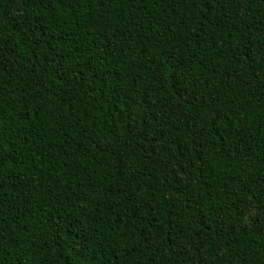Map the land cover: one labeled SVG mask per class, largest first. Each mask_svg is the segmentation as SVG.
Listing matches in <instances>:
<instances>
[{
  "label": "trees",
  "instance_id": "trees-1",
  "mask_svg": "<svg viewBox=\"0 0 264 264\" xmlns=\"http://www.w3.org/2000/svg\"><path fill=\"white\" fill-rule=\"evenodd\" d=\"M0 264H264V0H0Z\"/></svg>",
  "mask_w": 264,
  "mask_h": 264
},
{
  "label": "snow or ice",
  "instance_id": "snow-or-ice-1",
  "mask_svg": "<svg viewBox=\"0 0 264 264\" xmlns=\"http://www.w3.org/2000/svg\"><path fill=\"white\" fill-rule=\"evenodd\" d=\"M249 215H253V213H249Z\"/></svg>",
  "mask_w": 264,
  "mask_h": 264
}]
</instances>
